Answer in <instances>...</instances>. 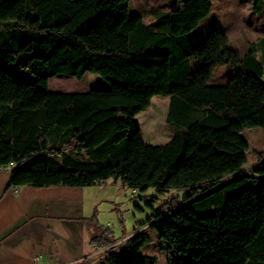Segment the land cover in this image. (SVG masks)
<instances>
[{"label": "trees", "instance_id": "16d2710c", "mask_svg": "<svg viewBox=\"0 0 264 264\" xmlns=\"http://www.w3.org/2000/svg\"><path fill=\"white\" fill-rule=\"evenodd\" d=\"M252 7L262 13L264 0ZM212 8V0H175L156 15V29L131 0H0V169L10 168L9 187L114 179L134 194L189 191L184 205L149 217L152 236L138 232L121 251L96 214L86 219L98 233L91 243L106 251L100 264H157L142 253L152 238L169 264H264V156L244 172L250 146L242 135L264 128V62L255 46L234 49L218 27L192 44ZM219 65L235 74L212 85ZM89 71L109 87L49 90L55 75ZM156 95H170L166 120L177 128L153 145L135 117ZM83 151L89 160L73 157Z\"/></svg>", "mask_w": 264, "mask_h": 264}, {"label": "rangeland", "instance_id": "374dc122", "mask_svg": "<svg viewBox=\"0 0 264 264\" xmlns=\"http://www.w3.org/2000/svg\"><path fill=\"white\" fill-rule=\"evenodd\" d=\"M174 1L131 0V11L141 14L146 24L157 29L156 15L169 11ZM212 4L211 13L191 32L192 44L201 42L211 29L218 27L228 35L231 46L241 54L253 45L261 49L262 55L264 54V11L256 13L252 7V0H212ZM9 68L16 73L19 80L34 81V75L29 71ZM234 74V68L219 65L210 84H226ZM50 81L56 85L49 87L51 91H54L52 89H58L56 91L65 89V92L87 91L92 88L109 87L105 79L90 71L81 78L58 74L50 78ZM169 104L170 95H156L151 105L136 115L135 119L139 122L148 144H163L173 136L177 126L166 120ZM208 110H210L208 107L193 106L194 114L199 117L208 115ZM242 135L250 146L248 164L244 166V172L251 174L253 166L264 156V128H248ZM73 157L81 160L90 159L86 151L73 153ZM63 158L64 156H61L60 160ZM113 180L108 188L97 196L98 206L93 214H96L99 227L111 233L112 238L117 240L115 249L119 251L123 249V243L138 232H145L152 236L149 217L173 205H184L189 193L188 189H172L168 193L159 194L154 188H149L145 192L134 194V190L124 185L121 180L117 184ZM142 253L157 255V264H169L167 252L159 248L154 238L146 243Z\"/></svg>", "mask_w": 264, "mask_h": 264}, {"label": "crops", "instance_id": "0c3cea01", "mask_svg": "<svg viewBox=\"0 0 264 264\" xmlns=\"http://www.w3.org/2000/svg\"><path fill=\"white\" fill-rule=\"evenodd\" d=\"M9 174L0 169V264H100L105 250L91 243L98 233L85 220L113 179L89 187H9Z\"/></svg>", "mask_w": 264, "mask_h": 264}]
</instances>
